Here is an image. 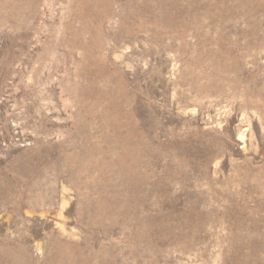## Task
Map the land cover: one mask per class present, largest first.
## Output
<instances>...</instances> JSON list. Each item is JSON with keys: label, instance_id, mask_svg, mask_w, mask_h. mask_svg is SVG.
Masks as SVG:
<instances>
[{"label": "rangeland", "instance_id": "1", "mask_svg": "<svg viewBox=\"0 0 264 264\" xmlns=\"http://www.w3.org/2000/svg\"><path fill=\"white\" fill-rule=\"evenodd\" d=\"M0 264H264V0H0Z\"/></svg>", "mask_w": 264, "mask_h": 264}]
</instances>
